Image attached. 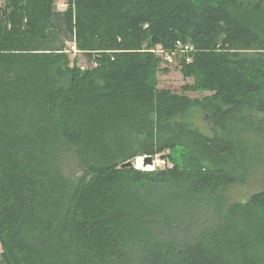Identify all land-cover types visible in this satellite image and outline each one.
Here are the masks:
<instances>
[{"label":"trees","instance_id":"16d2710c","mask_svg":"<svg viewBox=\"0 0 264 264\" xmlns=\"http://www.w3.org/2000/svg\"><path fill=\"white\" fill-rule=\"evenodd\" d=\"M72 42L96 67L71 65ZM176 42L180 93L150 52ZM261 144L263 0L0 5V264H264V188L228 195ZM162 154L171 168H120Z\"/></svg>","mask_w":264,"mask_h":264},{"label":"rangeland","instance_id":"374dc122","mask_svg":"<svg viewBox=\"0 0 264 264\" xmlns=\"http://www.w3.org/2000/svg\"><path fill=\"white\" fill-rule=\"evenodd\" d=\"M242 1L247 2V1H255V0H242ZM0 5H3V0H0ZM54 6L56 11L64 12L67 9V0H54ZM159 47L160 46H156L155 48H159ZM154 55L158 57L157 54ZM68 57L71 61V65L74 64L82 69H92L91 63H88L87 59L82 54L79 53V54L69 55ZM176 63H178V61H176ZM176 63L173 65H167L162 61L160 62L159 65L160 72L157 74L158 89L169 90L171 92L180 93V89L182 86H184L185 84H192L191 79L188 80L183 79L179 71V68L177 66L178 64ZM187 95L192 99L194 98L200 99L208 94L188 92ZM193 123H194L193 124L194 127L197 128L200 132L208 136L212 135V126L204 116L203 112L201 111L197 112L196 117L193 120ZM250 139L252 140L251 142L252 146H256L255 144L259 142V138L255 136H251ZM262 148H263V153L261 154L262 156H264V147L262 146ZM159 156L160 155H157L153 158L154 163L149 167L148 166L142 167L141 165L142 157L137 156L133 160L134 169H139L141 171H152L155 169L162 170L164 168H171L172 165L168 163L166 160L163 161L159 160ZM261 164H262L261 166L260 165L258 166V170H251L247 178V182L245 184L233 186L228 190L229 202L233 203V202L246 201L253 193H256L264 188V157L261 161ZM64 165H65V169L69 171L70 174L73 173L78 174L79 166L77 165L73 157H69L68 161ZM255 168L256 167H254V169ZM0 253H1V248H0Z\"/></svg>","mask_w":264,"mask_h":264},{"label":"built area","instance_id":"2783aa9c","mask_svg":"<svg viewBox=\"0 0 264 264\" xmlns=\"http://www.w3.org/2000/svg\"><path fill=\"white\" fill-rule=\"evenodd\" d=\"M65 53L69 55L79 54L80 52L76 49L75 43L72 42L68 45ZM150 52L157 54L158 58L167 65H173L176 61L180 59H185L186 63L190 62L189 54L193 52V47L182 42H176L174 46L169 50H164L163 48H155L150 50ZM177 64V63H176ZM93 67H96V63H92ZM142 160V158H141Z\"/></svg>","mask_w":264,"mask_h":264},{"label":"water","instance_id":"95a60500","mask_svg":"<svg viewBox=\"0 0 264 264\" xmlns=\"http://www.w3.org/2000/svg\"><path fill=\"white\" fill-rule=\"evenodd\" d=\"M168 157H169L168 154L160 155L159 160L163 161V160H166ZM153 163H154L153 157H150V156H143L142 157V162H141L142 167H147V166L153 165ZM120 168H134V163H133V161H127V162L123 163L120 166ZM86 172H87V170L85 168H83L82 166H80L78 168V174H76V175L81 176V175L85 174Z\"/></svg>","mask_w":264,"mask_h":264},{"label":"bare ground","instance_id":"6f19581e","mask_svg":"<svg viewBox=\"0 0 264 264\" xmlns=\"http://www.w3.org/2000/svg\"><path fill=\"white\" fill-rule=\"evenodd\" d=\"M139 166V165H138ZM149 167V166H148Z\"/></svg>","mask_w":264,"mask_h":264}]
</instances>
